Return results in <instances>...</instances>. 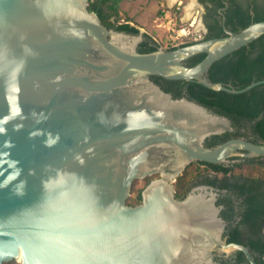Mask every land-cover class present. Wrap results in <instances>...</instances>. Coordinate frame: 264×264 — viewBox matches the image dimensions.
<instances>
[{"label":"water","instance_id":"1","mask_svg":"<svg viewBox=\"0 0 264 264\" xmlns=\"http://www.w3.org/2000/svg\"><path fill=\"white\" fill-rule=\"evenodd\" d=\"M263 34L264 19L145 52L143 31L109 27L89 0H0V264H215L218 246L260 264L224 241L213 191L180 199L172 182L194 160L264 155V143L207 145L230 118L151 75L246 92L264 79L237 88L208 71ZM154 174L128 203L136 179Z\"/></svg>","mask_w":264,"mask_h":264},{"label":"flooded vegetation","instance_id":"2","mask_svg":"<svg viewBox=\"0 0 264 264\" xmlns=\"http://www.w3.org/2000/svg\"><path fill=\"white\" fill-rule=\"evenodd\" d=\"M198 2L201 4V10L198 9V12L201 11L200 16L203 22L202 34L199 37L185 38L179 42L175 41L171 45H164L157 37L148 32H144V38H147V34L152 35L159 46L163 45L165 48L172 49V46L178 47L207 39L210 34H220L214 37L225 36L229 34V31H234L235 26L250 22L248 20L254 19L258 12L264 11V0H198ZM245 13H248L249 16L246 17ZM142 42H140L139 50ZM189 59L186 61L188 65H190ZM151 78L176 98L187 97L203 103L198 98L201 87L196 83L197 79H170L160 74H152ZM224 83L235 87L234 82ZM212 109L216 111L214 108ZM229 118L232 128L209 136L206 140L207 145L213 142V145L209 146H215L237 137L264 143V137L256 128V120L240 123L231 117ZM241 151L246 152L243 149ZM159 175L154 174L141 178L143 185L140 187L142 195L140 201L134 204L130 203L128 198V203L132 205L140 204L143 201L144 188L153 178ZM182 175H187V177L181 179ZM149 176H151L150 179ZM172 184L176 196L180 199L186 198L193 192H200L202 189H208L216 194L217 203L221 207V215L226 221L223 232L225 242L244 243L251 248L253 253V249L263 246L264 155L245 156L236 154L220 162L194 160L186 166L185 170L178 175V178ZM179 186L184 190L183 195L180 197L178 196ZM218 248L215 250V264H250V261L246 262L243 259V255L246 256L244 251V254H242V250L236 249L230 255H226L220 252ZM257 253L256 251L254 255Z\"/></svg>","mask_w":264,"mask_h":264},{"label":"trees","instance_id":"3","mask_svg":"<svg viewBox=\"0 0 264 264\" xmlns=\"http://www.w3.org/2000/svg\"><path fill=\"white\" fill-rule=\"evenodd\" d=\"M121 2L122 0H89V7L96 11L102 20L109 26L119 30L139 33L140 28L130 22H121ZM264 10V9H263ZM248 17L249 14L245 13ZM264 19V11L258 12V15L246 24L235 26L234 31H239L250 23ZM220 34H210L207 38ZM158 43L152 35L147 34V38L141 43V51H153L158 48ZM172 46L171 48H175ZM207 53L201 52L189 59L190 65H194L201 61ZM208 75L213 81L234 82L235 87H244L253 81L264 79V34L222 59L216 61L208 71ZM201 87L198 98L206 105L214 108L216 111L233 118L237 122L255 121L258 132L264 137V83H260L250 90L243 93H231L226 90H216L197 81ZM210 142L209 145H213ZM187 175H182L181 179ZM151 176H149V179ZM137 181V179H136ZM133 186V195L129 197L130 203H138L141 199V188L135 189ZM178 196H182L184 190L179 186ZM263 246L253 249L256 259L264 263V243ZM254 247V246H253ZM242 254L243 251H241ZM243 259L249 262L248 258L243 255ZM5 264H21L14 259L6 261Z\"/></svg>","mask_w":264,"mask_h":264},{"label":"rangeland","instance_id":"4","mask_svg":"<svg viewBox=\"0 0 264 264\" xmlns=\"http://www.w3.org/2000/svg\"><path fill=\"white\" fill-rule=\"evenodd\" d=\"M192 1L179 0L171 4L169 0H122L119 20L138 26L141 31L157 37L164 45H171L175 41L202 34L201 11L198 12L201 4L198 0H194L195 6L187 13L186 6ZM142 185L143 180L137 179L135 189Z\"/></svg>","mask_w":264,"mask_h":264},{"label":"bare ground","instance_id":"5","mask_svg":"<svg viewBox=\"0 0 264 264\" xmlns=\"http://www.w3.org/2000/svg\"><path fill=\"white\" fill-rule=\"evenodd\" d=\"M177 1L179 0H169V2L171 4H174L176 3ZM195 6V1L193 0L189 5L186 6V9H187V13H190V11H192V8ZM192 13V12H191ZM187 15H190V14H187Z\"/></svg>","mask_w":264,"mask_h":264}]
</instances>
